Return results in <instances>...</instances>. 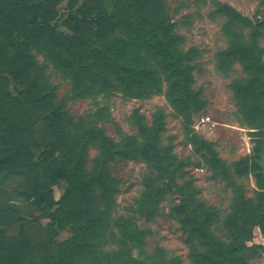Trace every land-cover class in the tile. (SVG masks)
I'll use <instances>...</instances> for the list:
<instances>
[{
  "label": "trees",
  "instance_id": "1",
  "mask_svg": "<svg viewBox=\"0 0 264 264\" xmlns=\"http://www.w3.org/2000/svg\"><path fill=\"white\" fill-rule=\"evenodd\" d=\"M58 1L0 0V264H171L160 251L133 253L131 243L139 233L135 222L112 217L119 191L108 170L114 156L141 159L156 176V181L148 178L139 198L149 206L142 215L152 213L164 181L171 185L165 191L179 196L170 216L185 235L191 264H248L264 253V244L252 243L256 226L264 238V63L257 46L264 10L252 23L226 6L232 20L250 28L246 39L228 27L225 51L227 68L238 63L245 73L231 87L241 122L251 129L252 153L236 164L238 172L254 179V196L246 197L213 144L192 127L191 113L202 107L192 88V50L182 49L163 0H66L64 15ZM35 53L83 98L115 92L127 99L163 94L183 118L194 152L215 178L233 188L221 222L225 238L213 231L219 225L217 209L196 198L199 191L191 181L176 182L189 159L177 160L171 148L158 143L162 127L149 128L140 119L139 139L114 142L96 127L63 121ZM24 119L26 139L13 126ZM91 145L99 155L88 162ZM61 181L66 186L55 199L53 187ZM61 231L70 235L59 241Z\"/></svg>",
  "mask_w": 264,
  "mask_h": 264
},
{
  "label": "rangeland",
  "instance_id": "2",
  "mask_svg": "<svg viewBox=\"0 0 264 264\" xmlns=\"http://www.w3.org/2000/svg\"><path fill=\"white\" fill-rule=\"evenodd\" d=\"M163 2L173 31L181 39L182 49L192 50V88L202 105L197 112L191 113L192 127L202 139L213 144L214 150L225 161L234 181L244 188L245 196L253 197V176L250 173H240L236 169V164L240 161L242 164L252 153L251 129L241 122L237 99L231 87L233 79L244 77L245 73L238 63L227 68L225 57L227 28L240 32L246 39L250 28L241 21L232 20L226 6L232 7L241 16L255 23L258 11L262 14L264 10V0ZM66 6V0L58 1L57 9L61 15L66 13ZM61 29L64 33H70L66 27ZM257 46L260 59L264 63V28L260 30ZM35 56L45 68L48 85L54 92L63 121L82 122L85 127H96L114 142H122L127 137L139 139L137 123L140 119L149 128L162 127L158 143L171 148V154L177 160L189 159V163L177 174L182 173L183 177L178 176L176 182L184 185L191 181L199 191L196 198L206 206L217 209L220 216L219 225H213V231L220 238H225L221 222L230 209L233 188L229 181L215 178L203 158L194 152L183 132V118L174 111L163 94H155L146 99H127L120 92H115L109 96L99 94L83 98L73 92L68 79L61 76L51 63L44 61L42 54L35 53ZM206 116L209 120L203 122L202 119ZM13 126L19 129L18 133L25 139L26 135L29 136L25 119L13 122ZM98 155V148L95 145L89 146L88 162ZM261 155L260 161L264 171V147ZM108 170L119 185V191L114 196L112 217L133 220L139 230L137 240L131 243L133 253L144 251L149 255L160 251L166 263L191 264L185 235L178 221L170 216V207L179 200L177 194L165 191L171 185L163 182L164 191L157 201L154 200L156 204H153L152 213L142 215L141 211L149 209V206L141 204L139 198L145 191L148 178L155 177L156 181L149 165L141 159L114 156L108 161ZM65 186V182L61 181L53 187L55 199L63 194ZM46 222V219L42 220L43 224ZM253 234L254 245L264 244V238L257 226ZM69 235L68 231H61L57 239L62 241ZM107 247L112 248L113 244H108ZM248 264H264V253H258L248 259Z\"/></svg>",
  "mask_w": 264,
  "mask_h": 264
},
{
  "label": "built area",
  "instance_id": "3",
  "mask_svg": "<svg viewBox=\"0 0 264 264\" xmlns=\"http://www.w3.org/2000/svg\"><path fill=\"white\" fill-rule=\"evenodd\" d=\"M208 120H209L208 116H206L204 119H202L203 122L208 121Z\"/></svg>",
  "mask_w": 264,
  "mask_h": 264
}]
</instances>
